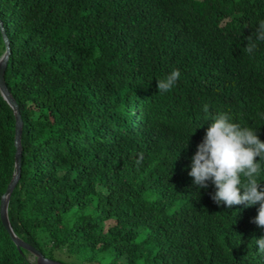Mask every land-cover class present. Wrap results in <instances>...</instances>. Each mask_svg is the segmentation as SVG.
<instances>
[{"label": "trees", "instance_id": "1", "mask_svg": "<svg viewBox=\"0 0 264 264\" xmlns=\"http://www.w3.org/2000/svg\"><path fill=\"white\" fill-rule=\"evenodd\" d=\"M261 21L264 0H0L2 79L21 120L12 232L78 264H264L259 204L218 205L213 182L197 191L189 175L219 113L264 142ZM13 138L0 95V196ZM28 253L0 223V264H32Z\"/></svg>", "mask_w": 264, "mask_h": 264}, {"label": "clouds", "instance_id": "2", "mask_svg": "<svg viewBox=\"0 0 264 264\" xmlns=\"http://www.w3.org/2000/svg\"><path fill=\"white\" fill-rule=\"evenodd\" d=\"M255 39L264 41V21L256 29ZM247 40L246 51L252 54L257 45L251 35ZM4 59L5 56L0 55V62ZM179 77V70H173L164 79L158 80V92L171 91ZM204 110L207 112V105ZM262 154L264 142L258 138L257 131L232 122L227 113H219L213 118L203 142L192 157L189 175L194 178L193 187L197 191L207 189V181L211 180L217 189L212 199L218 205L249 207L258 203V214L252 222L264 227V190L260 189L256 179L260 170L256 158H264ZM255 242L259 253L264 254V237Z\"/></svg>", "mask_w": 264, "mask_h": 264}, {"label": "water", "instance_id": "3", "mask_svg": "<svg viewBox=\"0 0 264 264\" xmlns=\"http://www.w3.org/2000/svg\"><path fill=\"white\" fill-rule=\"evenodd\" d=\"M0 34L3 42V52L1 55L5 56V59L0 62V95L2 98L8 103V105L11 107L14 115V138H13V144L15 147L14 151V157H13V165H14V172L7 183L4 192L0 196V223L7 232L9 238L12 240L14 245L16 247H20L28 251L34 258V262L32 264H65L63 262H60L58 260L50 259L48 257H45L39 250L36 248L32 247L28 243L22 241L20 238H18L11 230V227L9 225L8 219H7V214H6V207H7V202L9 199L10 192L12 188L14 187L16 180L18 178V173H19V154H20V148H19V137H20V131H21V120L20 116L18 113L17 106L10 96L8 90L6 89V86L4 85L2 75H3V70L5 68L6 64V59L8 56V41L7 38L4 34V30L2 28V25L0 23Z\"/></svg>", "mask_w": 264, "mask_h": 264}, {"label": "rangeland", "instance_id": "4", "mask_svg": "<svg viewBox=\"0 0 264 264\" xmlns=\"http://www.w3.org/2000/svg\"><path fill=\"white\" fill-rule=\"evenodd\" d=\"M27 257L28 259L31 261V262H34V258L33 256L28 253L27 254ZM58 261L60 262H63V263H68V264H78L77 261L74 260V258H67L66 256H56L55 257Z\"/></svg>", "mask_w": 264, "mask_h": 264}]
</instances>
